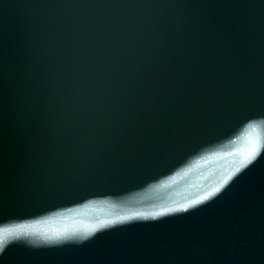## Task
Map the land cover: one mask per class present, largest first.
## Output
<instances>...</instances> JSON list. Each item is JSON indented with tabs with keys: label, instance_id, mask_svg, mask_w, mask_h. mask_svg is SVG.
<instances>
[{
	"label": "water",
	"instance_id": "1",
	"mask_svg": "<svg viewBox=\"0 0 264 264\" xmlns=\"http://www.w3.org/2000/svg\"><path fill=\"white\" fill-rule=\"evenodd\" d=\"M0 264H264V0H0Z\"/></svg>",
	"mask_w": 264,
	"mask_h": 264
},
{
	"label": "snow or ice",
	"instance_id": "2",
	"mask_svg": "<svg viewBox=\"0 0 264 264\" xmlns=\"http://www.w3.org/2000/svg\"><path fill=\"white\" fill-rule=\"evenodd\" d=\"M259 154H260V149L254 147L252 149V153L251 154H249L247 157H242V159L240 161L241 165L244 166V167H247L249 164L253 163L259 157ZM238 171H239V169H238ZM213 191L214 192L215 191H219V189L217 188V189H214ZM212 194L213 193H211V192L207 193L205 196L201 197V200L207 199ZM194 203H195V201H194Z\"/></svg>",
	"mask_w": 264,
	"mask_h": 264
}]
</instances>
